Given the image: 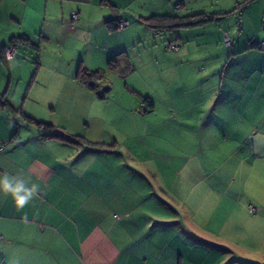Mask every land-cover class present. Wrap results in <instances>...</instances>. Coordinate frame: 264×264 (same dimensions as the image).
Returning a JSON list of instances; mask_svg holds the SVG:
<instances>
[{"label":"rangeland","instance_id":"1","mask_svg":"<svg viewBox=\"0 0 264 264\" xmlns=\"http://www.w3.org/2000/svg\"><path fill=\"white\" fill-rule=\"evenodd\" d=\"M242 1L146 0L149 15H192L189 20L198 19L201 25L177 27L158 37L149 25L145 37L127 33L123 42L118 39L126 47L121 65L124 75L107 78L113 85L111 91L103 82L101 92L81 97L67 94L53 99L56 108L46 105L43 112L44 117L50 115L66 125L60 132L78 141L53 137L47 146L65 167L77 158L100 190L107 191L114 180L117 185H133L147 205L159 199L157 209L143 206L145 217L153 220L154 214L163 222H175L169 225L175 232L198 239L210 234L212 244L223 254L237 251L240 241L264 250V98L246 97L238 102L236 80L226 81L235 74L234 66L242 56L235 46L226 49L225 32L241 45L248 37L249 46L264 41V0H253L236 11L235 3ZM136 4L144 6L142 1L133 7ZM208 13L225 14L214 20ZM89 42L78 37L71 53L90 58ZM108 42H114L113 36ZM168 43L175 49H168ZM181 48L185 53L181 54ZM96 82L101 86L102 81ZM200 91L206 94L204 104L198 97ZM144 98L153 102L154 111H147ZM249 101L253 113H245L244 121L250 117L257 128H249L236 110H229ZM224 108L227 124L218 131L210 123L216 124ZM177 118L194 130H186L185 145H175ZM205 124H210V142L205 139ZM175 146L192 158L175 159Z\"/></svg>","mask_w":264,"mask_h":264},{"label":"crops","instance_id":"2","mask_svg":"<svg viewBox=\"0 0 264 264\" xmlns=\"http://www.w3.org/2000/svg\"><path fill=\"white\" fill-rule=\"evenodd\" d=\"M141 1L144 5L146 0H0V101L6 100L12 107H0V144H4L0 177L7 175L26 180L27 186H39L36 197L23 209L15 206L11 196L0 193V264H264V250L253 245L236 242L237 251L223 254L212 244L210 234L198 239L175 232V222H163L153 213V220L145 217L143 206L157 209L159 199L147 205L133 185H117L113 180L107 191L95 187L97 180L88 176L77 158L65 167L61 157L47 147L53 137L43 136L24 117L65 130L66 125L43 115L46 105L57 107L53 99L101 92L104 83L111 91L113 85L107 78L124 75L125 54L117 57L115 69L107 67L111 56L126 49L118 39L123 42L129 32L147 36L142 19L149 16V9L133 7ZM73 10L79 16L76 20L70 16ZM113 19L128 24L112 34L107 22ZM14 37L24 42L18 46L17 56L7 60L2 48ZM78 37L86 43L92 41L90 58L71 53ZM237 41L234 46L242 60H237L235 74L228 75L226 81L236 80L238 102L246 97L264 98V51L250 49L249 37L245 44ZM181 49V54L185 53ZM80 61L89 70L104 71L101 86L91 88L75 78ZM205 96L200 91L201 104L206 102ZM249 103L229 109L240 114L243 124L245 113H253ZM226 119L224 108L216 116V124H210L219 131L222 124L226 126ZM177 121L175 145H185L186 130H194L179 118ZM246 121L249 128H257L250 117ZM210 124L204 125L208 142L212 139ZM177 158L190 160L192 156L175 146Z\"/></svg>","mask_w":264,"mask_h":264},{"label":"trees","instance_id":"3","mask_svg":"<svg viewBox=\"0 0 264 264\" xmlns=\"http://www.w3.org/2000/svg\"><path fill=\"white\" fill-rule=\"evenodd\" d=\"M249 1L250 0H243L242 2H240L241 6H239L240 5L239 3H235L234 9L236 11H241V9L245 5V3L249 2ZM197 14H203V13H197ZM197 14H195V15H197ZM204 14H206V13H204ZM208 14L211 15V17L214 20H216V19H218L219 16H221L225 13H208ZM191 16L192 15L181 18V17L170 15V14H152V15H149L148 17H146L142 20L144 22H146L147 25L153 26V28L155 29L156 37H158V36L163 35L165 31L173 30L174 28H177V27L189 28V27H193V26H200L201 23L198 19H196L195 21L189 20V18ZM115 21L116 20L113 19V20H109L107 22L109 25V29L112 31L123 29V28H119V26H118L119 21H118V23H116ZM226 34L230 38L229 34L228 33H226ZM175 40H177V39L173 38L171 40V42L175 43ZM223 40H224V36H223ZM230 40H231V38H230ZM23 42H24L23 39L20 37L12 38L2 48L3 56L5 54V49L8 46H10L12 44H17L18 46H20ZM234 42H233V40H231V44L228 47L226 46V43L224 42L225 47L228 51L232 50V47L234 46ZM262 42H264V41H262ZM259 43H261V42H259ZM249 48L250 49L264 50V48H260L259 45L255 44V43L251 44ZM122 54H125V51L117 53L113 58L109 59L107 62V67L109 69H115L117 67V62H118L117 57L119 55H122ZM75 78L79 82L84 83L85 85H87L91 88H95V86L96 87L98 86V83L96 81H98V80L103 81L104 71L103 70H89L80 61L78 64L76 73H75ZM90 81H91V83H90ZM143 101L149 105V108L153 107V102L151 100H149V98H144ZM0 107L12 108L6 100L0 101ZM24 117H25L27 123L33 124L34 126L39 128L42 131L43 136L59 138V139L66 140V141L78 142L77 140L73 139L72 137L64 135L62 132H60V130H59L60 128L57 127L55 124H52V123L47 122V121H41V120L35 119L31 116H27V115H25Z\"/></svg>","mask_w":264,"mask_h":264},{"label":"clouds","instance_id":"4","mask_svg":"<svg viewBox=\"0 0 264 264\" xmlns=\"http://www.w3.org/2000/svg\"><path fill=\"white\" fill-rule=\"evenodd\" d=\"M39 186H27L26 180H17L7 175L0 177V193L11 196L18 209L26 207L37 195Z\"/></svg>","mask_w":264,"mask_h":264},{"label":"built area","instance_id":"5","mask_svg":"<svg viewBox=\"0 0 264 264\" xmlns=\"http://www.w3.org/2000/svg\"><path fill=\"white\" fill-rule=\"evenodd\" d=\"M71 19L72 20H76L79 16H78V13L76 11H72L71 12ZM127 21L125 20H120L119 23H118V26L119 28H124L126 25H127ZM224 42L226 43V46H230L231 44V40L230 38L227 36V34L225 33L224 35ZM255 44H258L260 48H264V42H261V43H255ZM167 47L168 49H175V46H171L169 43L167 44ZM17 49H18V45L17 44H12L10 46H8L6 49H5V54H4V57L5 59L7 60H10V59H13L15 56H16V52H17ZM4 144H0V150L3 148ZM249 209L252 211V212H255L256 211V208L254 206H252L251 204L248 205ZM2 240V237L0 236V241Z\"/></svg>","mask_w":264,"mask_h":264}]
</instances>
